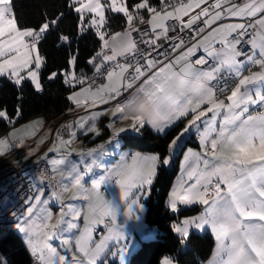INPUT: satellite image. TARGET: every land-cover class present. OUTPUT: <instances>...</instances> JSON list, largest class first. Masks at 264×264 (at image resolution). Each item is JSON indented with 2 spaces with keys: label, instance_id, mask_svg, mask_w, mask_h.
<instances>
[{
  "label": "snow or ice",
  "instance_id": "6c2138e0",
  "mask_svg": "<svg viewBox=\"0 0 264 264\" xmlns=\"http://www.w3.org/2000/svg\"><path fill=\"white\" fill-rule=\"evenodd\" d=\"M65 6L76 14L81 37L94 33L100 50L87 61L91 76L77 74L74 54L71 71L48 78L62 79L71 90L67 100L85 114L61 125L68 139L60 129L49 130L43 159L51 175L41 178L45 186L27 197L22 212L0 220V242L21 235L34 264H131L135 244L128 233L143 229L159 171L183 152L168 207L177 214L181 206L199 204L203 212L171 225L181 251L159 264H264V0H65ZM64 15L29 26L20 22L15 0H0V78L21 91L28 83L42 92L39 45ZM110 15L122 17L121 30H110ZM59 39L71 46L68 35ZM201 49L204 56L193 62ZM141 97L145 103L138 104ZM109 112L108 140L71 150L78 135L101 136L97 125ZM21 116L18 109L16 121ZM117 119L129 123L116 127ZM0 120L12 123L13 117L0 108ZM178 122L183 127L163 152L125 151L121 144V134L140 133L146 123L167 135ZM18 131L0 137V156L23 146ZM192 135L198 144L185 149L184 138ZM5 201L0 197V208ZM206 228L215 238L211 258L186 261L195 231ZM0 264H7L2 256Z\"/></svg>",
  "mask_w": 264,
  "mask_h": 264
},
{
  "label": "trees",
  "instance_id": "16d2710c",
  "mask_svg": "<svg viewBox=\"0 0 264 264\" xmlns=\"http://www.w3.org/2000/svg\"><path fill=\"white\" fill-rule=\"evenodd\" d=\"M155 3V0H153ZM15 11L22 24L38 26L46 20H51L59 13L65 15L62 20L50 29L46 38L41 41L39 48L44 57V66L41 69L42 92H36L34 88L26 83L23 90L19 86H14L6 78H0V108L6 109L9 116L13 117V122L0 120V134H5L14 125L23 123L29 119L42 116L45 122L54 121L57 117L65 113L71 107V102L67 100L70 89L63 83L62 79L50 80L48 77L52 72L63 73L70 69L72 55H78L77 74L81 72L92 74L91 65L87 61L100 48L98 37L94 33H87L83 37L77 31V20L75 13H69L65 6V0H15ZM123 23L121 16H109V26L111 31L121 30ZM68 35L71 46L64 44L59 37ZM18 109L22 112L21 118L16 121ZM183 124L179 122L167 129V135L157 133L147 124L140 133H124L121 144L130 151L139 150L142 152H163L167 148L169 140L174 137ZM99 137H85V140L93 145L106 136L105 130ZM194 135L186 137L185 147L190 145L195 147L197 141ZM182 152L178 153L169 166L159 171L154 181L151 194L146 204L144 221L150 227L151 238L144 239L138 237V244L130 256L131 264H159L160 258L166 254L175 255L181 249L177 246V236L171 230V225L177 219L199 213V205L181 207L177 214H173L168 207V195L172 187L173 180L177 176L180 168ZM214 237L209 230L202 233L195 232L190 245L189 254L184 257L186 261L198 259L206 260L212 252ZM0 256L6 259L7 264H31L32 256L26 249L22 238L15 233L9 235L8 239L0 242Z\"/></svg>",
  "mask_w": 264,
  "mask_h": 264
},
{
  "label": "built area",
  "instance_id": "2783aa9c",
  "mask_svg": "<svg viewBox=\"0 0 264 264\" xmlns=\"http://www.w3.org/2000/svg\"><path fill=\"white\" fill-rule=\"evenodd\" d=\"M182 35L186 42L191 39L187 31ZM216 49L219 50V45L216 46ZM99 50L100 48L97 51ZM203 56L204 51L200 50L192 57V60L195 62L198 57ZM197 66L199 67L200 65L198 64ZM130 98L128 97V99ZM103 106L107 107L108 105ZM72 113L73 109L69 107L65 113L54 120L55 123L52 126L53 134L57 129H60L61 134L66 139L67 130L61 128V125L66 124V121L72 116ZM84 149H87V146ZM50 175L51 168L48 162L39 155L19 163L5 162L0 164V189H2L0 191V197L6 198L4 207L0 208V220L7 223L11 219L9 213L13 210L19 214L26 207L25 200L27 197L35 195L38 187L45 186L41 184V178L44 177L45 181H47ZM55 180H57V177H55ZM53 184H55V181H53ZM31 264H34V258H32Z\"/></svg>",
  "mask_w": 264,
  "mask_h": 264
},
{
  "label": "rangeland",
  "instance_id": "374dc122",
  "mask_svg": "<svg viewBox=\"0 0 264 264\" xmlns=\"http://www.w3.org/2000/svg\"><path fill=\"white\" fill-rule=\"evenodd\" d=\"M72 68H71V65H70V69L68 71H71ZM253 71L256 70L255 68L252 69ZM247 74V73H245ZM84 110H79V113L78 115L81 116V115H84ZM78 116V117H79ZM39 117V118H38ZM38 117H35V118H32V119H29L23 123H19L17 125H14V126H11L7 132L5 134H0V137H3L5 136L8 132H10L13 127H15L16 129H18V133L17 135L19 137H22L23 138V146L21 147H13L10 151H8L6 153V155L4 156H0V161H4V162H7V161H10V162H17V161H20V160H27L33 156H36V155H39L40 157L43 158V155L44 153L47 151V149L51 146V138L49 137V130L48 129L47 131H41V132H38V134L36 136L32 135L31 134V131L32 130H35L36 127L38 126V123L40 122V119H43L42 116H38ZM77 118H72V119H69L66 121V124L67 123H70V122H74ZM54 121H50L49 124H50V127L52 128V126L54 125ZM106 121L103 120L102 123H101V120H100V123L97 125L98 127L101 128V131H102V134H104L103 132L105 131V125H106ZM27 126V127H26ZM182 128V127H181ZM37 136H40V138H38ZM87 137H94V136H87ZM41 138H45L44 139V143H40V140ZM109 138V134L103 138H100V141L97 143V145H93L92 143L88 142L87 140H85V136H82V135H78V137L73 141L72 145H71V150H74V152H79L81 149H84L85 146H87V148H94V147H97L98 145L100 144H104L105 141H107ZM66 139H68V135L66 133ZM38 145V147H37ZM29 147H31L33 150H34V155L32 156H29L28 155V150H29ZM84 150H87V149H84ZM125 151H130L128 149H125ZM144 153H148V152H144ZM49 157H54L56 154L55 153H49L48 154ZM73 159H76V156L74 155L73 156ZM49 164V163H48ZM50 168H51V164H49ZM182 175V170L181 172L179 173V176L176 177V180H175V184L178 182L180 176ZM57 177V180L60 179L59 176H56ZM39 181V179H38ZM58 193L61 191V189L59 188V186L56 187L55 189ZM37 192V190H36ZM116 196L118 197L119 196V191L118 189L116 190ZM72 193L71 192H68V193H64L63 195V198L65 199V201H67L70 197H71ZM77 204V206H81L83 202L81 201H76L75 202ZM51 206V204H50ZM24 210V209H23ZM22 210V211H23ZM123 210V209H122ZM21 211V212H22ZM53 211L54 212H57L58 211V208H53ZM201 211L203 212V206H202V209ZM201 212V213H202ZM199 215L198 213H194V214H191V215H188V216H185V217H193V216H197ZM185 217H182L181 219L185 218ZM120 221H123L124 220V217L121 216L119 218ZM54 222V221H53ZM133 222L132 221H129L128 224L131 225ZM142 223H143V229L142 230H139V231H129V236L130 238L134 241V244H135V248L137 247V244H138V237H141L142 236L145 238L144 239H148V238H151L152 236H148L150 235L149 231H150V227L145 223L144 221V213L142 214ZM101 228H103V226L101 225L100 226ZM205 230V229H204ZM204 230H199V232L196 230L195 232H198V233H202ZM210 230V229H209ZM211 232V230H210ZM212 233V232H211ZM213 235V234H212ZM21 238L22 236L19 235ZM214 237V235H213ZM215 249V238H214V246H213V249H212V252L211 254L209 255V257L204 260L205 262L211 258V255L213 253ZM30 253V252H29ZM161 259V258H160ZM118 264V262H117Z\"/></svg>",
  "mask_w": 264,
  "mask_h": 264
},
{
  "label": "crops",
  "instance_id": "0c3cea01",
  "mask_svg": "<svg viewBox=\"0 0 264 264\" xmlns=\"http://www.w3.org/2000/svg\"><path fill=\"white\" fill-rule=\"evenodd\" d=\"M117 31H119V30H117ZM201 50H203V49H201ZM131 99V98H130ZM137 103L138 104H140V103H145V100H144V98L143 97H141V99L139 100V101H137ZM101 107L102 108H105L103 105H101ZM108 107V106H107ZM71 108L73 109V113H72V116L69 118V119H72V118H78V113H79V110H83V109H79V110H74V108H75V106L71 103ZM145 116L147 117V113H145ZM39 118V117H38ZM68 119V120H69ZM112 119H114L113 117H112V115H111V112H109L106 116H103V117H101L100 118V120H101V123H102V121L103 120H105L106 121V123L108 124ZM41 121H42V123H41ZM127 123H129L128 121H122V120H119V119H117L116 120V127H121V126H125ZM184 123H186V121H184ZM149 127H151L153 130H154V128L152 127V125L151 124H148V123H146ZM183 127V126H182ZM48 129H51L52 130V128L50 127V124H49V122H45L44 121V119H40V122L38 123V126L36 127V129L35 130H32L31 131V134L32 135H34V136H36L37 134H38V132H41L42 130L43 131H47ZM167 130V129H166ZM111 129H107V133L109 134V137H110V135H111ZM127 133H131V134H135V132H131V131H129V132H127ZM124 134V133H123ZM122 135V134H121ZM38 138H40V136H37ZM187 137V136H186ZM185 137V138H186ZM194 139L197 141V144H198V140H197V137L194 135ZM184 138V139H185ZM98 143V142H97ZM97 143H96V145H97ZM95 145V144H94ZM95 145V146H96ZM187 147H193V146H190V145H188V146H186L185 147V149L187 148ZM196 147V146H195ZM195 147H193V148H195ZM148 153H154V152H148ZM182 160H183V152H182V156H181V162H180V168H179V172H178V174H177V176H179V173L181 172V170H182ZM23 160H20V161H17L16 163H19V162H22ZM7 162H10V161H7ZM2 163H5L4 161H0V164H2ZM15 163V162H14ZM176 176V177H177ZM176 177H175V179L173 180V183H172V187H171V189L175 186V180H176ZM171 189H170V191H171ZM170 193V192H169ZM168 201V200H167ZM195 205H199V204H195ZM192 206V205H191ZM181 207H183V206H181ZM199 207H200V211H199V213L198 214H201V209H202V205H199ZM205 230H209V229H205ZM204 230V231H205ZM198 232H199V230H197ZM210 231V230H209Z\"/></svg>",
  "mask_w": 264,
  "mask_h": 264
}]
</instances>
